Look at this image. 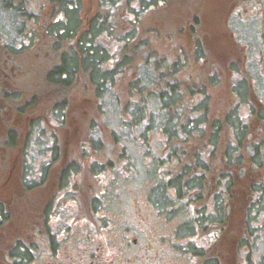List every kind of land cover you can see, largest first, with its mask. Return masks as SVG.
<instances>
[{
  "label": "rangeland",
  "instance_id": "rangeland-1",
  "mask_svg": "<svg viewBox=\"0 0 264 264\" xmlns=\"http://www.w3.org/2000/svg\"><path fill=\"white\" fill-rule=\"evenodd\" d=\"M5 1L10 7L4 6ZM19 1L25 4L29 14L35 15L22 16L15 9L17 1L0 0V57L1 61L2 58H8L12 67L10 76L0 78V201L4 203L6 214L10 216L0 225V248L7 246L14 236L34 231L37 228L34 225H37L39 219V206L44 202L46 207L49 205L48 209H52L54 200L59 197L57 187L51 184L52 175L48 176L49 183L42 196V188L38 186L39 169L62 168L78 162L80 167H101L106 169L104 172H115L109 175V194L107 198H103L107 207L99 212H108L117 221L125 220L121 223L135 220L132 218L134 215L151 214L153 208L158 214L174 217L200 215L203 211L207 214L214 213L223 221L232 216V255L230 251L223 249L222 258H230L232 264L246 262L242 260L245 251L241 248L253 246L247 242L253 232L254 238H258L259 249L250 254L252 257L256 256L259 262L264 261V231L256 228L255 231L251 230V223L248 224L250 221L254 225L264 224V206L259 207L254 219L250 218L248 207L251 200L246 199L250 192L241 186V182H237L236 190L227 189L226 194L229 197L233 194V199L230 198L224 205L222 202L218 205L213 201L206 202L208 190L202 188L192 191L194 198L199 199L194 205L190 203L187 206L186 202L183 203V188L177 189L173 184H167L168 176L163 172L167 165L175 167L167 164L174 160L171 151L167 150L182 146L186 151L184 160L189 164L195 150H199L203 143L207 145V139L212 134L211 119L216 115L212 111V103L225 108L231 105L237 107V103L242 102L243 98L245 105L248 104L247 101L253 103L257 97H262L264 83L259 72L264 69L258 66L261 49L258 39L261 30L256 22L249 20L241 23L234 18L232 0H164L156 8L150 0H121L117 4L107 0H81V31L88 27L86 20L90 21L100 11V6L111 10L112 20L114 18L118 22L116 31L120 32L129 27L127 18H132V13L140 15L136 19L137 35L145 39L148 37V45L156 55V60L169 62L170 72H174V75H168V72L165 77L168 81L176 82L182 93L163 112L160 98L155 93H149L148 85L150 86V77L153 78L154 72L151 71V65L140 64L142 51L132 54L130 64H137L138 68L130 67L128 75L120 73L111 90L106 91L104 87L98 90L85 78L87 73L83 75L86 68L84 63H80L82 53L77 47L80 30L77 31L76 40L74 37L66 40H73L72 47L65 43L67 46H63L64 49L61 48L60 51L48 32L53 20L57 18V22L60 19L51 2ZM70 2L73 3V0ZM136 7L139 10L136 11ZM73 14L74 9H71L68 12V27L74 26L73 18L70 19ZM24 32L31 35L29 40L23 37ZM194 36L202 40L201 44L206 47L204 49L208 58H204L203 53L195 56ZM103 37L105 40V35ZM234 39L238 41L234 42ZM22 40L28 42V45H22ZM107 41L104 44L108 52L114 53L119 42ZM63 50L70 56L73 53L79 59L78 67L72 72L73 84L65 88L52 86L44 77L58 61L59 53ZM68 50H71L70 53ZM177 68L179 70L175 72ZM136 76L140 77L137 82L139 90L145 88L141 93L136 89L140 95H135L127 88L128 82ZM238 81L241 84L234 89ZM204 91L207 93L205 102L211 105L208 109L210 116L207 118L210 121L201 133L203 137H198L200 134L193 137V133L183 140L182 135L181 138L174 135L167 137L172 133L166 134L165 127L169 129L177 121H183V116L191 113L188 108H198L196 101ZM28 101L26 106L24 102ZM183 109L185 113H181ZM52 111L58 114L57 118L62 120V126L49 125V121L54 118ZM142 114L143 119L140 120ZM125 120L131 123L135 120L136 128H126L129 125ZM7 130L16 132L14 146L4 144ZM69 131L76 138L69 143L67 153L48 160V146L51 143L50 139L46 141L44 137L50 134L62 137L68 135ZM217 135V145L221 149L229 138V126L225 122ZM168 138L170 140L167 144ZM246 138L248 137L244 135V145L241 147L243 152L251 150V142L258 139ZM118 171L124 173L119 174ZM102 172L103 170L97 172L100 178L103 176ZM182 177L185 182L187 175ZM207 179L210 181L212 178L210 176ZM98 181L97 174H90L87 189L91 192L93 202L100 205L101 202L93 197L99 192ZM21 182L30 184L33 189L24 190L22 187L25 185ZM100 182L106 183L105 178L102 177ZM63 198L60 199L61 202ZM146 201H150L151 210ZM203 202L207 206L202 207ZM180 231L181 229L178 232ZM3 256L0 255V261ZM244 264L256 263L250 261Z\"/></svg>",
  "mask_w": 264,
  "mask_h": 264
},
{
  "label": "flooded vegetation",
  "instance_id": "flooded-vegetation-1",
  "mask_svg": "<svg viewBox=\"0 0 264 264\" xmlns=\"http://www.w3.org/2000/svg\"><path fill=\"white\" fill-rule=\"evenodd\" d=\"M158 2H161V0H158ZM232 16L241 23L250 20L256 22V25L259 26L261 34H259L258 42L261 49L258 59L260 64L258 66L264 69V0H232ZM53 23L57 22L54 21ZM22 35L27 40L31 37L29 33L25 32ZM67 35H70L72 39L74 37L76 40L75 31L69 32ZM49 36L54 38V42L57 41V38L64 37L63 32L61 33L59 29H56L54 34ZM72 39L68 41H66L67 39L62 40L63 43L55 47L60 49V51L64 49L63 46H67L65 43H69V46L72 47ZM234 40V42L238 41ZM59 41L60 39H58ZM21 43L22 45H28V42L25 43L23 40ZM61 53L60 57L66 54V51L63 50ZM7 55L11 57V55ZM7 59L2 58L1 61L0 57V78L10 76L9 74L12 71ZM49 73L44 74L47 82V74ZM259 73L264 83V71ZM67 74V77L63 74L65 81L59 87L65 88L73 84L70 73ZM200 94L201 100L198 99L196 103L198 110L199 108H204V110H199L198 117H209L208 109L211 104L209 105L205 102L207 93L204 91V93L201 92ZM247 94L248 92L245 93V96ZM261 94L262 97H257L253 103L247 101L248 104L243 105L245 102H240L237 103L238 106L236 107L238 119L243 126L242 128H244V135L248 137L246 139L258 138L253 140L255 143L251 142V150L246 149L243 152L241 148L232 151L231 155H234V158L228 161L225 158V151H222L217 145L219 139H216L217 130L215 129L218 128L210 125L214 131H211L213 134L207 139V145L205 146V143H203L200 149L195 150L193 153V155L198 154L202 164L197 168H193L191 172H186V175L190 177L191 174L196 173L197 177L200 178V183L197 186H194L196 184L194 183L192 188L197 191L202 188L207 189L206 202L219 203L217 196L229 188H232V191L236 190L238 181L241 182V186L250 192L248 198L246 197L252 203L248 209L252 211L254 207L259 206L261 200L264 201V87ZM24 103L27 106L29 101ZM212 105H214L212 111L216 114L212 116L213 120L220 118L222 110L232 107L231 105L225 108L215 103H212ZM53 112L54 118L53 121H49V125L62 126V120L57 118L58 114L55 111ZM205 125L206 123H201L200 126L202 128H200L202 131L205 130ZM236 132L237 129L232 126L229 127L228 140L233 147L237 145L235 141L237 138ZM198 137H203V134ZM44 138H46V141L50 139L51 146H48L47 156L49 157L48 160H53L54 158H59L60 155L66 154L69 143L74 142L76 137L69 131L68 135H63L62 137L50 134V136L46 135ZM185 138L182 137V140ZM168 142L169 138L167 139V144ZM254 144L262 145L258 146V152L257 147L253 148ZM169 151L167 150V152ZM240 152L241 154H239ZM99 170H103L102 177L105 178L106 183L100 182L102 177L98 176L97 172ZM105 170L101 167L83 166L40 168L38 186L42 188L40 190L42 196L47 189L46 185L49 183L48 176L52 175L51 184L57 187L56 191L59 197L54 200L52 209H48L49 205L46 207L42 201L43 203L39 206V211H37L39 219L37 225H34V227L37 226L34 231L23 235L20 233L19 236H14L7 246L0 248V255H4L0 264H232L230 263V258H222L223 249L230 251L232 255V216H228L223 221L217 218L214 213L207 214L203 211V214L200 215L174 217L158 214V211L152 206L154 214L150 212L151 214L147 215H134L132 218L135 220L121 223L125 220L117 221L110 213L99 212L103 211V207H107L103 198H107L109 194V182L111 180L109 175L115 173L112 169H110L112 172H104ZM122 173L124 172H119V174ZM90 174L95 176L97 174L99 178L97 183L99 192L94 194L93 197L97 202H101L100 205L93 202L92 198H90L91 192L87 189L90 182ZM210 176L212 179L209 181L207 177ZM187 177L185 181H188L189 177ZM187 187V183L186 186L183 183V189L185 190L183 203L186 202L187 206L190 203L194 205L199 197L194 198L193 190L190 191ZM22 188L25 189L24 187ZM86 191H89V193H85ZM63 197L68 199L66 200ZM61 198H63L62 202L60 201ZM223 198L226 197L224 196ZM146 204L150 206L151 210L150 201H146ZM205 206L207 204L203 202L202 207ZM3 212L7 213L5 205ZM258 212L256 210V214H250V218L254 219ZM8 217H10L8 214L6 216L1 215L0 220L2 221L3 218L8 220ZM250 223L251 230L255 231L256 228L264 231V224H257V226L252 221L248 224ZM179 229H181L180 232H178ZM251 233L247 242L252 243L253 248L249 246L241 248L245 251V256L242 257V260L246 261L244 263L254 261L256 264H264V261L259 262L256 256L252 257L250 254V252H255V250L259 249L258 238H254L253 232Z\"/></svg>",
  "mask_w": 264,
  "mask_h": 264
},
{
  "label": "trees",
  "instance_id": "trees-1",
  "mask_svg": "<svg viewBox=\"0 0 264 264\" xmlns=\"http://www.w3.org/2000/svg\"><path fill=\"white\" fill-rule=\"evenodd\" d=\"M16 1L18 2V4L16 5L15 9L22 16H28V15L34 16L35 15L34 13L29 14L30 12L26 10L25 4L22 1H19V0H16ZM16 1L14 0V2ZM44 1H46L47 3L51 2L54 12L58 11L57 13L59 14V17H60L57 23H51L50 27L48 28L51 34H54V31H56V29H59L61 33L63 32L64 37L57 38V41L54 42L56 46L61 45L63 43L62 40H66L71 37L70 35H67L69 32L75 31L77 34V31L80 30V36L77 35V41H78L77 47L80 49L82 53L80 63L81 64L84 63V68H86L84 70L83 75L87 73V75H84L86 76L85 78L87 79L88 82L90 81L93 86L97 87L98 90H100L103 87L104 89H106V91L111 90L112 84L114 83L115 80H117L116 77L120 73H125L128 75L130 67L138 68L137 64L136 65L130 64L131 59H132V54L134 53L136 54V52L142 51V53H140V56H141L140 64L141 65H151L153 67V69L151 68L152 69L151 71L154 72L153 73L154 79L150 77V82H149L150 86L148 85L150 89L149 93H155L160 98L163 104L162 111L166 112L167 108L169 107V103L172 101L175 102L180 98L179 94H182V93L180 92V90H178L176 82L168 81L167 77H165L167 76L166 74L170 72L169 62H165L164 60H161V59L156 60V55L154 54V52H152V50H150V47L148 45L150 40L147 39L148 37L146 36V34L142 33L147 37L145 39L144 37L143 38L139 37L140 35H137L136 33L138 31L136 19L139 18L140 15L131 12L133 15L131 16L132 18H127L128 23L130 24L129 27L127 26L128 24H126L128 28L126 27L127 28L126 30H123V32H120V31H116L118 22L114 18L112 20L113 13L111 12V10L106 6H100V11L97 12L95 16H93L90 19V21L86 20V22H88V27L83 28V31H81L82 28L80 27H82V21H83V20L81 21V18H80V13L82 11L81 0H73V3H70L71 0H44ZM107 1L117 4L121 0H107ZM162 1L164 0H161V2H158V0H150V2L155 7L159 6L160 3L162 4ZM9 5L10 4L7 3V1H5L4 6H9ZM139 6H140V3H139ZM70 8L74 9V14L72 15L73 17H71L70 15V19L73 18L74 20V26L72 27L67 26L68 20H69L68 12L71 10ZM137 10H139L138 7L136 8V11ZM56 20L57 18L53 20V22L54 21L56 22ZM103 35H105V40H103L104 39ZM138 37L139 39L137 41L136 39ZM58 39H60L59 42H58ZM193 39L195 41V48H194V52L196 54L195 56L201 55V53H203V57L208 58V56L205 53V49H204L206 47L204 45L202 46L201 44L202 40L200 38H197L196 36H194ZM52 40H54V38H52ZM107 40L109 41L115 40L116 42H119L120 45L117 49H115L114 53L108 52V49L104 44L108 42ZM68 51L70 53L71 50H68ZM71 54L72 55L70 56L66 52V54L61 55L60 57V53H59L58 61L55 64H53L50 71H48L50 72L49 74H47L48 82L52 86L54 85L59 86L61 85L63 81H65V79L63 78V74L64 76L67 77L68 76L67 73H70L71 80H72V77L74 75H72L71 73L74 72V70L78 67L79 59L73 56V53ZM60 60L63 62V64L61 65H60ZM160 63H162L161 66H160ZM178 64L179 63H177V66ZM178 70L179 68L175 69V72H177ZM173 73L174 72H170L168 75H172ZM139 79L140 77L136 76L135 78H133V80L129 81L127 84V88L131 90V92H134L135 95L139 93L140 91L137 86V82L140 81ZM239 82L240 81H238L234 85V89L237 88V85L241 84ZM161 85L162 87H160ZM156 87H160V88H156ZM136 89L139 91H137ZM144 89H145L144 87L141 88V91H144ZM241 99L242 97H240L239 101H241ZM244 100L245 99L243 98L242 102H244ZM189 109L191 113L188 114L187 116H183V119H184L183 121L182 120L177 121L176 123L173 124L174 126H171L169 129L165 127L167 131H164V132L166 134H169V132L172 133L170 135H167V137L174 135V136L181 138V135L183 137H187L189 134H192V133H193V137H197V135L203 132L201 129L202 127L200 125L202 122L208 123L210 121L207 119L208 116L205 118L200 117V116L198 117L199 110L195 106L192 108H188V110ZM181 113H185L184 109L181 111ZM221 116L220 118L215 119V120L211 119L212 120L211 126L213 125L218 128V129H215L217 130L216 136H218L217 134L219 133V130L224 127V122L229 127L232 126L234 129H237V132H236L237 138L235 140L237 145L233 147L231 146L230 141L227 140L226 145L223 148H221L222 151H225V158L228 161H231L234 158V155H231V152L241 149V147L244 145L243 143V139H244L243 129L244 128H242L243 126L241 125L240 120L238 119L239 117L236 112V106L232 105V107L230 108L228 107L227 110H222ZM131 119L132 117H130V120ZM141 119H143V114L140 117V120ZM168 120L169 119L167 118V122ZM124 122L129 125V126L126 125V128L131 127L130 129L132 128L135 129L137 126V122L135 120H133L132 123L129 122L128 120H125ZM211 131H214V130L212 129ZM15 135H16L15 130H7V132H5L4 134V137H5L4 144L14 146L16 143V139H17ZM217 138L218 137H216V139ZM253 146H254L253 148L257 147V152H258V149H259L258 146H261V144L259 145L254 144ZM170 151L174 157V160L168 162L167 164H171L175 166L176 169L175 167L171 168L169 165H167V168L163 171L166 173L165 175L168 176L167 184H173L174 186L177 187V189H180V187L183 188V183H184V186H186V183H187V186H188L187 188L190 191H192L193 190L192 185L196 183L194 186H197V184L200 183V178L197 177L196 173H193L189 177L188 181L183 182L184 177L182 176H184L186 172H191L193 168L199 167L202 164L201 159L199 158L198 154H196L191 159V162L187 164L186 161L184 160L186 151H183L182 146L181 148L180 147L173 148ZM239 154H241V152ZM155 159H158V158H155ZM78 165H80L78 162L77 163L73 162L69 164V166H72V167H78ZM23 184L25 185V183ZM23 187L25 188L24 190H27V191H31L33 189L30 186V184L25 185ZM184 191L185 190L183 189V192ZM226 192L227 190H225V192L223 191L221 195L219 194V196H217V199L219 200L218 202L219 203L222 202V205H224L230 198H233V196L231 195L229 197L226 194ZM224 196L226 198H222ZM219 203H217L216 205H218ZM251 204L252 203L250 202L249 207L251 206ZM262 206H264L263 200L259 202L258 207H254L252 211L250 210L251 214H254L256 210L258 212L259 207H262ZM3 209H4V203L0 201V217L1 215L6 216V213L3 212ZM4 222H6V220L3 218L2 221L0 220V225L4 224Z\"/></svg>",
  "mask_w": 264,
  "mask_h": 264
}]
</instances>
